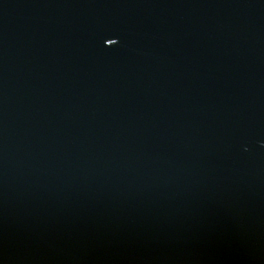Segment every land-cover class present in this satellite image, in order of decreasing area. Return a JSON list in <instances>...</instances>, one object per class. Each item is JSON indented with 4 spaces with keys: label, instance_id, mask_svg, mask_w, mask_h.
Wrapping results in <instances>:
<instances>
[{
    "label": "water",
    "instance_id": "1",
    "mask_svg": "<svg viewBox=\"0 0 264 264\" xmlns=\"http://www.w3.org/2000/svg\"><path fill=\"white\" fill-rule=\"evenodd\" d=\"M0 264H264V0H0Z\"/></svg>",
    "mask_w": 264,
    "mask_h": 264
}]
</instances>
